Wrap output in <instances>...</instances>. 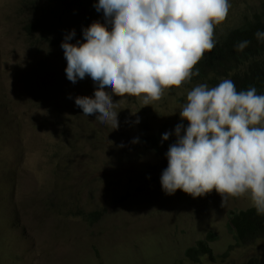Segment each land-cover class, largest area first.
Here are the masks:
<instances>
[{
	"label": "rangeland",
	"instance_id": "374dc122",
	"mask_svg": "<svg viewBox=\"0 0 264 264\" xmlns=\"http://www.w3.org/2000/svg\"><path fill=\"white\" fill-rule=\"evenodd\" d=\"M54 2L0 0V264H244L261 256L264 240L228 249V212L252 207L247 196L221 207L215 190L195 198L162 190L163 152L176 125L187 127L179 112L202 83L148 106L113 95L118 129L83 115L75 98L94 97L97 85L89 76L70 82L63 49L25 30ZM229 2L214 39L261 11V0ZM144 130L170 135L153 150L140 141ZM92 212L100 213L94 222ZM209 232L212 259L190 261L186 249Z\"/></svg>",
	"mask_w": 264,
	"mask_h": 264
},
{
	"label": "clouds",
	"instance_id": "9594fccd",
	"mask_svg": "<svg viewBox=\"0 0 264 264\" xmlns=\"http://www.w3.org/2000/svg\"><path fill=\"white\" fill-rule=\"evenodd\" d=\"M230 7L229 0H98L96 11L103 10L111 30L93 22L83 30L85 42L68 43L73 30L61 43L67 79L74 84L89 76L97 85L94 97H76L75 105L83 115L118 129L112 96L137 97L148 106L188 83L199 74L195 65L221 39H214L215 28ZM255 35L264 40V32ZM248 44L242 41L237 49ZM200 83L188 91L179 112L187 127L174 129L162 190L168 195L181 190L193 198L215 190L221 207L229 198L247 196L264 214V95L255 87L237 91L230 79L214 87ZM169 135L165 132L162 140Z\"/></svg>",
	"mask_w": 264,
	"mask_h": 264
},
{
	"label": "trees",
	"instance_id": "16d2710c",
	"mask_svg": "<svg viewBox=\"0 0 264 264\" xmlns=\"http://www.w3.org/2000/svg\"><path fill=\"white\" fill-rule=\"evenodd\" d=\"M51 3V2H50ZM49 3V4H50ZM98 0H55L49 17L36 19L32 24H27V32L38 35L40 41L58 45L65 37L74 30L75 35L67 42L77 44L84 41L83 30L93 22L104 24L111 30V24L106 22L103 10L96 11L95 4ZM46 3V6L48 5ZM37 25V26H36ZM264 32V0H261V11L255 13L240 26L234 27L224 33L215 47L206 52L203 58L195 65L193 71H198L190 82H203L209 87L216 86L224 79L234 82L237 91H246L255 87L257 94L264 95V40L257 39L255 33ZM249 44L242 51L237 45L242 41ZM216 78H215V77ZM215 78V80H210ZM147 148L162 149V136L158 133L149 134L143 131L140 138ZM176 142L175 134L171 137L166 151L163 152V168L166 169L168 162L166 153L170 145ZM99 212L88 215L89 221L99 219ZM228 229L233 243L228 249L245 247L249 244L264 240V214H258L254 207L241 211H230L227 215ZM215 236L209 232L204 240H199L185 251V256L194 263L199 262V257L208 256L212 259V250L209 243L215 240ZM244 264H264V252L259 257H252Z\"/></svg>",
	"mask_w": 264,
	"mask_h": 264
}]
</instances>
